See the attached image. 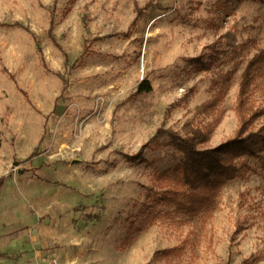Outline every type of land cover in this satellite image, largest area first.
I'll return each instance as SVG.
<instances>
[{
  "label": "rangeland",
  "instance_id": "rangeland-1",
  "mask_svg": "<svg viewBox=\"0 0 264 264\" xmlns=\"http://www.w3.org/2000/svg\"><path fill=\"white\" fill-rule=\"evenodd\" d=\"M259 50L264 0H0V264H264V159L210 212L157 197L165 132L232 139ZM248 110L255 133L264 83Z\"/></svg>",
  "mask_w": 264,
  "mask_h": 264
},
{
  "label": "trees",
  "instance_id": "trees-1",
  "mask_svg": "<svg viewBox=\"0 0 264 264\" xmlns=\"http://www.w3.org/2000/svg\"><path fill=\"white\" fill-rule=\"evenodd\" d=\"M263 83L264 50H259L248 61L240 77L235 108L239 128L232 139L217 148L201 149L199 147L206 140V135L203 133L182 137L177 133L165 132L168 137V155L172 161L169 171L180 181V185L172 189L168 188L157 195L163 205L173 206L177 211L192 216L210 212L220 189L229 181L244 176L248 166L247 161L242 160V157L264 159L260 153L264 149V126L255 133L246 132L247 125L254 117V114L246 117L249 102L254 89L260 88ZM148 91H150L148 82L142 81L137 92ZM157 133L164 132L158 130ZM138 158L139 156H132L128 159L134 162ZM154 217V213L148 212L140 223L138 232L152 224ZM131 237L129 234L126 243L131 241Z\"/></svg>",
  "mask_w": 264,
  "mask_h": 264
}]
</instances>
